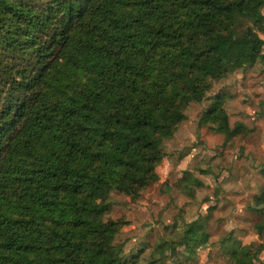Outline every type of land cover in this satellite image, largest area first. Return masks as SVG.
<instances>
[{"label": "trees", "instance_id": "1", "mask_svg": "<svg viewBox=\"0 0 264 264\" xmlns=\"http://www.w3.org/2000/svg\"><path fill=\"white\" fill-rule=\"evenodd\" d=\"M263 8L264 0H0V264H187L206 249L210 212L181 231L165 226L175 240L126 253V222L106 218L108 199L136 202L158 181L161 148L188 106L261 54ZM227 97L212 96L197 126L228 132ZM202 186L187 171L177 181L190 198ZM253 200L264 211V189ZM220 246L233 264H253L233 236Z\"/></svg>", "mask_w": 264, "mask_h": 264}, {"label": "rangeland", "instance_id": "2", "mask_svg": "<svg viewBox=\"0 0 264 264\" xmlns=\"http://www.w3.org/2000/svg\"><path fill=\"white\" fill-rule=\"evenodd\" d=\"M254 22L250 17L243 26ZM242 61L250 63L247 57ZM221 90L230 96L223 106L229 125L224 134L197 126L212 96ZM161 151L166 157L156 169L158 181L140 199L133 202L117 193L108 199L111 210L106 218L126 222L121 230L125 252L134 253L144 243L150 251L160 238L175 240L177 232L171 234L165 226L176 224L181 231L210 212L208 246L187 264H233L220 246L228 236L251 248L253 264H264V230H256L264 211L260 213L253 200L264 189V48L251 65L216 83L202 103H191L186 120ZM183 171L203 184L194 189V198L177 188Z\"/></svg>", "mask_w": 264, "mask_h": 264}]
</instances>
